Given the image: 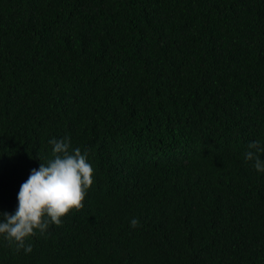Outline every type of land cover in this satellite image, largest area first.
Returning <instances> with one entry per match:
<instances>
[{"label":"trees","instance_id":"trees-1","mask_svg":"<svg viewBox=\"0 0 264 264\" xmlns=\"http://www.w3.org/2000/svg\"><path fill=\"white\" fill-rule=\"evenodd\" d=\"M52 138L94 184L0 264H264V0H0V213Z\"/></svg>","mask_w":264,"mask_h":264},{"label":"clouds","instance_id":"clouds-1","mask_svg":"<svg viewBox=\"0 0 264 264\" xmlns=\"http://www.w3.org/2000/svg\"><path fill=\"white\" fill-rule=\"evenodd\" d=\"M53 158L31 170L20 185L17 207L11 214L0 213V239L14 243L17 251L31 253L32 246L25 241L39 232L47 233L50 225L59 226L62 218L84 207V200L94 184V168L86 153L73 148L70 140L52 138ZM264 143H249L244 153L245 162H251L257 173H264ZM139 226L131 219L130 227Z\"/></svg>","mask_w":264,"mask_h":264}]
</instances>
